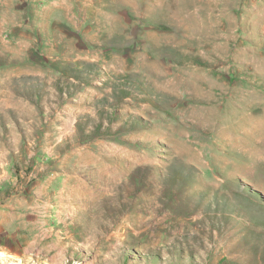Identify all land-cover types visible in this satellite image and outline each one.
<instances>
[{
    "label": "rangeland",
    "instance_id": "obj_1",
    "mask_svg": "<svg viewBox=\"0 0 264 264\" xmlns=\"http://www.w3.org/2000/svg\"><path fill=\"white\" fill-rule=\"evenodd\" d=\"M0 264H264V0H0Z\"/></svg>",
    "mask_w": 264,
    "mask_h": 264
}]
</instances>
